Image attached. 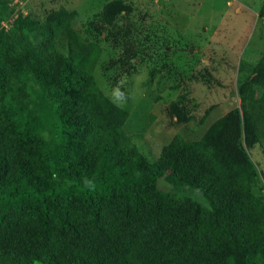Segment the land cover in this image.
<instances>
[{
    "label": "trees",
    "instance_id": "obj_1",
    "mask_svg": "<svg viewBox=\"0 0 264 264\" xmlns=\"http://www.w3.org/2000/svg\"><path fill=\"white\" fill-rule=\"evenodd\" d=\"M132 13L106 3L84 38L65 9L0 32V264H264V202L245 151L264 144V53L237 88L242 114L229 111L198 141L176 135L150 163L93 75L103 34L119 53L104 71L130 73ZM192 102L178 95L168 116L197 121Z\"/></svg>",
    "mask_w": 264,
    "mask_h": 264
},
{
    "label": "rangeland",
    "instance_id": "obj_2",
    "mask_svg": "<svg viewBox=\"0 0 264 264\" xmlns=\"http://www.w3.org/2000/svg\"><path fill=\"white\" fill-rule=\"evenodd\" d=\"M5 1L0 32L21 28L28 16L43 22L51 11L65 9L74 13L72 26L84 38L88 36L85 22L96 19L112 0ZM122 1L133 7L128 19L139 30L131 71L116 80L117 68L104 71L119 53L103 34L102 54L93 75L101 92L128 113L123 127L126 136L155 163L176 135L187 142L198 141L229 111L242 114L237 88L264 53V19L259 15L264 0ZM57 48L63 52L59 43ZM181 94L195 101L192 114L197 121L180 124L168 116V105ZM263 94L264 87H260L257 97ZM245 151L257 174L253 194L264 202V144L261 141ZM159 185L171 188L165 181ZM171 189L202 202L197 191Z\"/></svg>",
    "mask_w": 264,
    "mask_h": 264
},
{
    "label": "built area",
    "instance_id": "obj_3",
    "mask_svg": "<svg viewBox=\"0 0 264 264\" xmlns=\"http://www.w3.org/2000/svg\"><path fill=\"white\" fill-rule=\"evenodd\" d=\"M4 25V24H3Z\"/></svg>",
    "mask_w": 264,
    "mask_h": 264
}]
</instances>
